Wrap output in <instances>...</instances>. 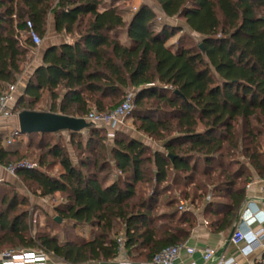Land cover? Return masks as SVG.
I'll return each mask as SVG.
<instances>
[{"label": "trees", "instance_id": "obj_1", "mask_svg": "<svg viewBox=\"0 0 264 264\" xmlns=\"http://www.w3.org/2000/svg\"><path fill=\"white\" fill-rule=\"evenodd\" d=\"M157 1L166 19L145 3L126 20L120 6L101 10L104 0H0V95L18 80L33 50L21 34L28 20L42 38L50 16L57 33L75 36L46 49L15 111L37 110L48 95V110L39 111L85 117L92 107L114 110L134 89L131 117L141 134L117 130L110 149L105 127L87 129L85 139L70 131L78 164L66 145L31 140L30 146L46 149L39 165L52 156L62 171L21 168L18 178L41 196H65L55 208L61 222L54 218L62 232L53 233L47 222L33 233L28 211L16 213L17 197L4 193L0 250L40 248L63 262H108L120 254L117 239L124 235L129 259L148 263L185 242L197 225L193 210L179 209L182 200L206 205L212 231L234 227L252 169L264 177V0ZM185 27L201 35L200 43H169ZM35 134L52 133L28 135ZM6 137L0 135L4 166L25 157L20 146H5ZM145 138L162 142L163 150ZM240 150L247 161L237 158ZM112 164L117 175L110 181ZM169 179L182 185L183 196ZM84 226L92 227L91 238L76 233Z\"/></svg>", "mask_w": 264, "mask_h": 264}, {"label": "built area", "instance_id": "obj_2", "mask_svg": "<svg viewBox=\"0 0 264 264\" xmlns=\"http://www.w3.org/2000/svg\"><path fill=\"white\" fill-rule=\"evenodd\" d=\"M139 8V7H138ZM135 8V11L138 9ZM159 19H166L165 16L159 15ZM173 24H178L177 18H170ZM24 37H28L34 44L33 51H38V48L43 44L44 38L34 29L31 20L27 21V30L21 33ZM21 83V77L15 83H10L6 91L0 95V135L9 127V135L7 145H12L15 142L22 140L20 126L10 127L4 121L18 116L19 112L15 111L16 91L18 84ZM135 90L129 89L123 102L112 111H99L92 109L84 118L93 124L95 127L105 128H120L126 127V121L131 116L135 107ZM85 132V130L83 131ZM21 168L40 169L41 166L37 162H31L28 158H22L10 165L3 167V172L0 174V184L10 182L17 183L18 170ZM264 180V177L262 178ZM53 195L47 197L54 198ZM181 210L190 209L185 207V203L180 205ZM233 233L230 241L240 247V253L244 256H249L256 250L264 249V206L259 205L254 200H246L241 206L239 217L234 225ZM125 236L120 235L117 239L120 253H126ZM185 250L191 257L200 255L203 261L209 262L217 258L215 264H238L236 258L227 257L223 252L218 251L214 247H198L189 245L188 242L177 243L170 245L156 253L152 260L148 263H138L130 259L121 261L119 264H175L180 258L182 251ZM50 259L49 253L40 248L25 249L17 248L10 251H0V264H48ZM60 264H74L69 262H61ZM194 264V262L192 263Z\"/></svg>", "mask_w": 264, "mask_h": 264}, {"label": "rangeland", "instance_id": "obj_3", "mask_svg": "<svg viewBox=\"0 0 264 264\" xmlns=\"http://www.w3.org/2000/svg\"><path fill=\"white\" fill-rule=\"evenodd\" d=\"M104 1H113V0H104ZM143 3H148L150 6H152L156 11H158L159 6L158 3L156 2V0H128L126 3L124 2H120V7H126L127 12L128 13H134L135 12V8H138L139 6H141ZM158 15H160V13H158ZM50 18V17H49ZM169 23L173 24V22H171V20L167 19ZM182 21H179L178 24H173L176 27H181ZM48 27H49V21H48ZM49 30V29H48ZM49 32V31H48ZM46 34V36L44 37L45 39L49 38L50 33ZM60 35V34H59ZM62 36H66L68 38H70V40L74 41L75 36L74 35H70V34H65V33H61L59 39ZM181 38H184L186 40H189L191 43L193 44H199L201 41V35H199L198 33L192 31L191 29H189L188 27H185L184 30L180 31L177 33V35L175 37H173L169 43H177L179 40H181ZM64 39L63 37L60 39L62 40ZM38 59V55H37V51L34 52L33 50H31L27 56L26 61L23 64V68H22V73H25L27 70L30 71V68H32L34 66L35 61ZM20 75H23V74ZM29 74V73H28ZM23 88V82L21 80V83L18 84V90L21 91ZM24 92V91H23ZM22 94V93H20ZM123 98V96L121 97V99ZM51 103V100L49 99V96L46 95L41 102H39L36 105V108L38 109H42V110H48L49 105ZM91 109H95V107H92ZM19 112V111H16ZM78 117V116H77ZM127 126L123 127L122 129L120 128H104L105 130H107L108 132V145L109 148L111 149V147L113 146L114 143V136H115V132L117 130H122L124 132L129 133L130 135L133 136H140L141 134L139 132H137L136 127L134 125V119L133 117H129L126 121ZM10 133L8 132V135ZM8 135L5 138V142L4 144L7 145V139H8ZM83 138H87L89 136V130H86L84 134H82ZM30 140H34L35 144L39 141H44V143L46 142H51V144H55V143H62L64 145L67 146V149L70 153L71 158L73 159L75 164H78L79 162V151L76 149V147H74V145L72 144V138H71V132L70 131H62L58 134H51L50 136L46 137V138H41L40 135H33L30 136ZM145 140L148 143L152 144L153 149H162L163 150V143L162 142H156L153 141L151 139H146ZM22 152L25 154L24 158H28L31 162H37L39 163V158L43 155V153H45L46 149H38L37 147L31 146L28 149L26 147H21ZM27 150L29 151L27 153ZM233 158L235 159V157L233 156ZM237 158L242 160V161H247L242 154V151L240 150L237 153ZM42 170H44L45 172L51 174V175H59L62 171L61 165L59 163V160H57L56 158L52 157V156H48L47 157V161H46V165L41 166ZM111 168L113 169V175L111 177L112 181L113 179H115V176L117 175V171L115 170V167L111 166ZM184 176H182V182H180L181 184L183 183V178ZM170 186H175L178 189V192L180 195L182 194L180 189H182V185L178 184L176 185V182H174L172 179H169ZM166 185V184H164ZM155 187V182L153 183V188ZM180 187V188H179ZM210 191H211V187H210ZM4 193H8L10 194L11 199H13V197H17V201H18V210L16 211V213H22L25 211H28L29 213V218H28V222L31 224L32 229H33V233H37L39 230H44V227L46 225L47 222H50L51 226L50 228L52 229L51 231L54 232H58L61 231V226H57L55 224L54 218L56 217V206L65 202L66 198L65 196H63L61 193H56L54 194V198L51 197H47V196H41L39 193L35 192V188L31 185H29L26 182H21V181H17V183L12 184V185H2L0 184V198ZM178 194V195H179ZM183 196V195H181ZM211 198V195L209 194L206 200L209 201V199ZM23 201V202H21ZM185 203V207H188L190 209H194L195 207L193 205H190V201H185L182 200ZM180 204H182L181 202L179 203V209H180ZM198 206V205H197ZM0 209H1V203H0ZM162 210V209H161ZM181 210V209H180ZM15 213V214H16ZM67 224V223H65ZM82 232L84 233V235H89L91 233V230L89 228L87 229H83ZM2 235V232H0V236ZM62 237H65V235L63 234ZM14 248L10 245H5L3 247H1L0 251H10L13 250Z\"/></svg>", "mask_w": 264, "mask_h": 264}, {"label": "crops", "instance_id": "obj_4", "mask_svg": "<svg viewBox=\"0 0 264 264\" xmlns=\"http://www.w3.org/2000/svg\"><path fill=\"white\" fill-rule=\"evenodd\" d=\"M127 1L128 0H113L111 2L105 1L104 5L100 6V9L103 10L107 6H120V2L126 3ZM156 2L158 3V6H159L157 13H160V15L165 16L161 10L159 2L157 0ZM120 8L125 10L124 18L126 20H130L133 16V13H128L126 7L121 6ZM48 29H49L48 33H50L51 36H49V38L47 39L44 38L43 44L38 48V51H37L38 59L35 61L34 66L30 68V71L27 70L25 73H22L23 75H19L23 82V88L21 91L19 90L16 91V99H18L23 94V91L25 90V86L30 76L35 71V69L39 65L43 64V57H44V53L46 49L49 48L50 46L58 45L64 42L66 43L73 42L72 40H70V38L66 36H62L64 38L62 40H60L62 37L59 39L61 34L59 35V33H57L55 29V20L53 16H50L49 18ZM49 99L51 100V98ZM36 109L41 110L38 108ZM4 122L7 125L9 124L10 127L19 126L18 116H13L5 120ZM8 129H5V132H4L6 136L8 135V132H9ZM63 131H67V130H63ZM60 132L52 133V134H58ZM84 133L85 132H83V134ZM30 144H31L30 135L25 134L22 140H19L12 145H5V146L6 147L11 146L13 148L20 146V147H26L28 149L29 147H31ZM149 144L152 145L151 143ZM158 150H162V149H158ZM28 152L29 151L27 150V153ZM3 167L4 165L0 164V174L3 172ZM252 170H253V178L247 184V187H246V200L251 199V200L256 201L259 205L264 206V180L262 179L263 177H261L254 169ZM182 202L184 201H181V203ZM205 206L206 205H202L198 208L191 209L196 214L197 225L192 229L190 236L186 239V242H188L189 245L198 246V247H214L218 249V251L225 253L227 257L236 258L238 264H259L260 262L263 261V253H264L263 248L256 250L254 253H252L249 256H244L243 254L240 253V247L242 245L241 244L236 245L232 243L229 239V235L232 229H228L222 232L212 231V229L209 226L208 218L205 215ZM87 228L91 230V233L89 235H84L82 230L87 229ZM76 233L86 238H91L93 235V229L91 226L78 227L76 229ZM49 255H50V259L48 261V264H60L62 262L60 259L52 256L51 254ZM126 259H129L126 253H120L118 257L108 262H90L87 264H119L121 261H124ZM216 260L217 258L205 263L200 255H194V257H191L185 250H183L180 258L176 261L175 264H192L193 262L194 264H215Z\"/></svg>", "mask_w": 264, "mask_h": 264}, {"label": "water", "instance_id": "obj_5", "mask_svg": "<svg viewBox=\"0 0 264 264\" xmlns=\"http://www.w3.org/2000/svg\"><path fill=\"white\" fill-rule=\"evenodd\" d=\"M18 121L20 129L24 134L57 133L63 130L83 132L93 127V124L88 122L84 117H73L51 111L39 110L20 111L18 113ZM56 220L61 222V218L58 216ZM232 233L233 229L230 232L229 239H231Z\"/></svg>", "mask_w": 264, "mask_h": 264}]
</instances>
